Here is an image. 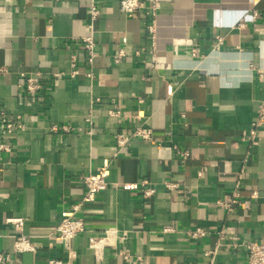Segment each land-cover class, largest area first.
<instances>
[{
    "label": "crops",
    "instance_id": "crops-1",
    "mask_svg": "<svg viewBox=\"0 0 264 264\" xmlns=\"http://www.w3.org/2000/svg\"><path fill=\"white\" fill-rule=\"evenodd\" d=\"M159 3L152 39L149 16L124 15L119 0H0V111L16 126L0 125L7 264H246L242 243H264V127L243 137L264 97V0ZM21 73H39L42 87L24 91ZM135 127L151 138L118 149L115 135ZM102 168L108 185L75 213L85 229L65 245L54 228L82 200L81 176ZM195 228L205 234L189 238ZM108 229L126 236L96 259L88 237ZM20 235L32 250H14Z\"/></svg>",
    "mask_w": 264,
    "mask_h": 264
},
{
    "label": "built area",
    "instance_id": "built-area-1",
    "mask_svg": "<svg viewBox=\"0 0 264 264\" xmlns=\"http://www.w3.org/2000/svg\"><path fill=\"white\" fill-rule=\"evenodd\" d=\"M160 8L159 0H119V9L126 15L130 16L135 12L144 11L149 16V22L146 25L147 31L150 34L152 39H155L156 33V17L157 11ZM89 30L90 34L81 38V43L83 49L86 53V62L89 67H92L93 59L95 57V43L96 38L94 36L93 22L98 18L99 11L95 3L89 5ZM189 45L192 43L189 42ZM192 46V45H191ZM196 48L193 46L191 48V53L195 54ZM122 51L119 52L118 57L122 55ZM115 62H118V58L115 59ZM3 70L0 69V72ZM77 73L76 68V55L70 56V71L69 75L73 76ZM65 73H54L55 77L64 75ZM39 73H35L34 76L26 75V73H21L22 83L19 84V87L29 94H34L41 87L42 84L38 80ZM90 79L93 78L91 69L86 73ZM259 77L264 80V71L259 73ZM108 114L111 116H117L118 113L115 111H108ZM88 114L86 120L90 123L92 122L91 117ZM0 125L6 132H12L16 126L11 119H8L5 111H0ZM17 127L23 129L22 125L17 124ZM264 127V97H262L256 104L255 117L251 122L250 128L244 133L243 137L246 139L254 140L257 137L258 131L260 128ZM53 130H57L56 126L52 127ZM62 130H66L65 126L61 127ZM141 138L148 140L151 138V130L145 127H135L129 132L120 131L115 137V146L120 149L127 145L132 139ZM8 150V148H6ZM81 181L86 189L85 194L82 200L79 203H76L72 207V212L69 216L61 218L57 225L54 228V234L57 235L65 245H69L70 241L78 234L84 231L85 225L84 221L80 217H75V213L81 208L83 203L93 201L96 194L104 189H106L108 182L105 178V168H102L98 174L94 173H85L81 176ZM155 192L153 187L146 188L142 191L143 197H148ZM256 193L252 194V197H256ZM236 200L232 199L230 203L223 204L224 206L230 208L231 204L235 203ZM14 222L17 229H21L22 219L15 218L10 219ZM174 228L171 226H165L162 228V232L173 231ZM115 232L111 229L105 231L103 237L89 236L88 244L90 249H92L93 255L96 259H99L101 256L102 249L106 246H110L113 241L112 237L122 241L125 238V233L121 237L114 236ZM186 234L189 238H198L202 237L205 234V231L201 228L190 229L186 231ZM246 251V264H264V243H258L256 241H245L242 243ZM14 250L16 252L32 250L30 247V242L27 237L20 235L18 240L14 244ZM11 260L10 254L7 252L0 251V264H7ZM50 264H59V261H50Z\"/></svg>",
    "mask_w": 264,
    "mask_h": 264
}]
</instances>
